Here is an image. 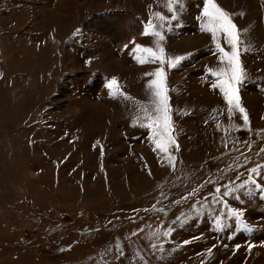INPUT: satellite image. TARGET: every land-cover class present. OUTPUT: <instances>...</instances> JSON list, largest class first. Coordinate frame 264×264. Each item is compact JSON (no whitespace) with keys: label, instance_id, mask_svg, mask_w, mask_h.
I'll return each mask as SVG.
<instances>
[{"label":"rangeland","instance_id":"374dc122","mask_svg":"<svg viewBox=\"0 0 264 264\" xmlns=\"http://www.w3.org/2000/svg\"><path fill=\"white\" fill-rule=\"evenodd\" d=\"M52 1L0 0V264H264V0H214L239 30L247 126L208 71L225 62L204 0L165 21L167 0ZM109 11L138 33L98 32ZM136 44L165 49L164 149L146 115L161 65Z\"/></svg>","mask_w":264,"mask_h":264},{"label":"snow or ice","instance_id":"6c2138e0","mask_svg":"<svg viewBox=\"0 0 264 264\" xmlns=\"http://www.w3.org/2000/svg\"><path fill=\"white\" fill-rule=\"evenodd\" d=\"M180 0H167L166 8L169 12L173 13L172 17H166L160 12L153 13V16L158 18L160 21H165L174 18L176 8L175 5L178 4ZM206 18V19H205ZM201 20V29L208 30L212 34V40L216 45L219 52V59L225 62L223 66L219 67L218 70H213L208 68V71L217 77V85L220 90L224 93V99L228 103V111L232 113L234 109H239V112L243 115L244 126L249 124L248 115L240 103V96L238 94V85L244 79V70L241 65V60L239 56L240 47V36L237 26L229 19L228 14L219 7L214 0H204L203 11L201 16L197 17ZM152 30V34L158 38V41L164 40V35L161 31L157 30L155 25L152 23L151 19L145 25L144 34H147L149 30ZM217 33H223L226 37L227 44L230 46V51H226L224 47L217 40ZM142 49L143 54L155 58L159 61L161 67H157L155 72L152 74L153 79L149 80V85L152 87L153 100L151 101L153 107L152 113L148 115L149 124L148 126L154 131L152 133L153 138L161 149L165 148V141L168 143L173 142V138L169 135L171 131V116L169 114V104L168 96L165 91V64L166 56L165 49L161 45H157V49L143 47L140 44H136L135 50ZM183 57L181 55H176L174 57H167V67H173L175 62H179ZM137 60L141 63L144 62L142 56H137ZM147 75V74H146ZM118 84L116 77H112L109 80L107 87L109 89V95H112V89ZM217 85H213L214 87ZM178 147V145H177ZM174 159V158H173ZM253 172L256 171L255 168L252 169ZM251 179V177H249ZM219 191V189L217 190ZM264 192V189H262ZM232 210H230L231 212ZM236 216H241V213L236 212ZM243 227H250L247 223L243 224ZM168 233H165L167 235ZM188 243V241H184ZM237 248L239 245L236 246ZM252 245H249L251 248ZM210 251V249H209Z\"/></svg>","mask_w":264,"mask_h":264},{"label":"trees","instance_id":"16d2710c","mask_svg":"<svg viewBox=\"0 0 264 264\" xmlns=\"http://www.w3.org/2000/svg\"><path fill=\"white\" fill-rule=\"evenodd\" d=\"M110 14H122V12H106L101 14V20L99 21V27L96 29L98 32L102 33L104 36H110L111 40L115 42L118 46L121 41L127 40L130 36L138 33L139 21L132 17V15L126 18L125 16L116 17ZM100 17V16H99ZM97 25V26H98ZM132 34V35H131Z\"/></svg>","mask_w":264,"mask_h":264},{"label":"crops","instance_id":"0c3cea01","mask_svg":"<svg viewBox=\"0 0 264 264\" xmlns=\"http://www.w3.org/2000/svg\"><path fill=\"white\" fill-rule=\"evenodd\" d=\"M89 2H90V0H56L54 3L52 1L53 4L52 3L51 4L52 5H56L57 8L78 7V8H82L83 9L85 7H87V8L96 7L97 4H95L96 3L95 0L93 2H90V3ZM58 27H59V30L58 29L57 30L60 33L63 30L64 26L60 25ZM77 32H79V31H77Z\"/></svg>","mask_w":264,"mask_h":264}]
</instances>
